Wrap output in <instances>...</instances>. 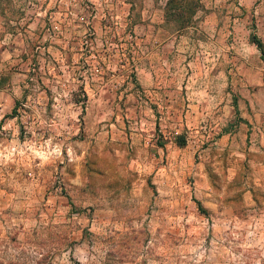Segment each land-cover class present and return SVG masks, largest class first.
<instances>
[{"label":"rangeland","instance_id":"1","mask_svg":"<svg viewBox=\"0 0 264 264\" xmlns=\"http://www.w3.org/2000/svg\"><path fill=\"white\" fill-rule=\"evenodd\" d=\"M165 1L0 0V264H264V6Z\"/></svg>","mask_w":264,"mask_h":264},{"label":"crops","instance_id":"2","mask_svg":"<svg viewBox=\"0 0 264 264\" xmlns=\"http://www.w3.org/2000/svg\"><path fill=\"white\" fill-rule=\"evenodd\" d=\"M236 3H237V5H233V8H232L234 10L233 13H235V14L238 12V9H241V12H242V9L247 10V6L249 5V3L253 4V7L251 9V15H253L254 21L257 20L256 16L260 17V15L257 13L260 12L262 10V7L264 6V0H239V1L237 0ZM242 5H244V6H242ZM227 11H231V10H227ZM241 12H238V13H241ZM2 15H3V13L0 11V18L3 19ZM235 19H236V17H235ZM27 27H28V24L25 26V28L23 27V30H28ZM13 29H16V26L15 27H13V26L8 27V25L6 23H4L3 21L0 20V46H2L3 49H5L7 47V45L9 44V42L6 43V41L8 40V39H6V37L8 34L13 33ZM17 34H20V33L19 32L13 33V42L15 41ZM26 49H27V45H25V44L17 42V45H15L13 43V59H14V57L17 58L18 54L26 51ZM141 67L145 69L146 66L141 65ZM154 68L155 67L153 66L152 69H154ZM144 69L139 70L140 74H139V76H137V79L140 81L143 80L144 82H149V83H153L154 85H156L157 79H159V78L161 79V77L157 74L156 70L155 69L152 70L153 71V73H152L150 71L145 72ZM157 91L158 90H153L151 93L155 94ZM13 98H17L15 96V94H13Z\"/></svg>","mask_w":264,"mask_h":264},{"label":"trees","instance_id":"3","mask_svg":"<svg viewBox=\"0 0 264 264\" xmlns=\"http://www.w3.org/2000/svg\"><path fill=\"white\" fill-rule=\"evenodd\" d=\"M199 4V0H166L163 8V19L177 21L178 27L184 26L190 21L191 14L194 13ZM250 40L258 48L259 55L264 61V49L261 40L256 35H251ZM15 104L16 101L13 104V111ZM177 144H183V138L178 140Z\"/></svg>","mask_w":264,"mask_h":264},{"label":"built area","instance_id":"4","mask_svg":"<svg viewBox=\"0 0 264 264\" xmlns=\"http://www.w3.org/2000/svg\"><path fill=\"white\" fill-rule=\"evenodd\" d=\"M57 1H58V3H59V1H61V0H57ZM48 16H49V15H48ZM48 27H49V26L46 27V30H48V32H47V38H48V39L53 38V37L55 36L56 33L60 32L59 29H56V30H55V28H51V29H49ZM129 35H130V33H128V36H129ZM85 41H86V40H85ZM41 47H44V45H42ZM94 69H95V71L98 70L96 67H95Z\"/></svg>","mask_w":264,"mask_h":264}]
</instances>
